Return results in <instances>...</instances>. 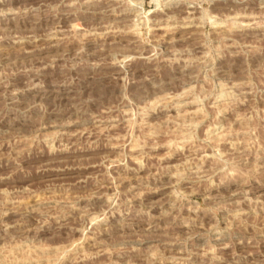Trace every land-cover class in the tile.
<instances>
[{
	"label": "rangeland",
	"instance_id": "1",
	"mask_svg": "<svg viewBox=\"0 0 264 264\" xmlns=\"http://www.w3.org/2000/svg\"><path fill=\"white\" fill-rule=\"evenodd\" d=\"M0 264H264V0H0Z\"/></svg>",
	"mask_w": 264,
	"mask_h": 264
}]
</instances>
